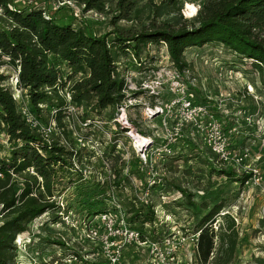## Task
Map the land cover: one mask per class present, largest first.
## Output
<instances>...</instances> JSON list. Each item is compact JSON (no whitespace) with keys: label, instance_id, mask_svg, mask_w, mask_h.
Instances as JSON below:
<instances>
[{"label":"trees","instance_id":"obj_1","mask_svg":"<svg viewBox=\"0 0 264 264\" xmlns=\"http://www.w3.org/2000/svg\"><path fill=\"white\" fill-rule=\"evenodd\" d=\"M75 1L83 11L100 13H106L110 3L112 12H116L113 22L126 19L135 21L136 26L116 27L97 35L84 26L59 22L55 16L47 18L42 7L11 8L9 4L14 0H0V66L10 65L17 70V87L27 99L29 110L47 124L54 120L55 128L60 130L45 140L24 118L10 86L4 84L8 76L0 72V125L9 134V154L0 155V264H18L15 240L29 231L35 218L48 213L53 221H64L60 220L61 213H68L71 206H63L60 197L73 186L78 202L75 208L81 217L120 214L118 222L123 219L121 225L137 231L141 241L157 243L168 230L158 220L156 190L177 189L193 217L194 224L189 229L197 233L198 262L231 264L237 256L239 230L235 216L221 213L227 205L226 198L212 206L205 200L198 202L182 180H169L161 174L149 184L146 171L138 168L142 159L127 161L112 143L105 154L109 176H88L76 163L81 164L89 153L74 146L66 119L77 129L83 124L92 125L96 116L111 120L127 98L125 75L117 66L118 56L132 54L140 59L142 47L150 43H164L171 62L180 71L188 66L187 48L221 44L238 57L253 61L264 83V0H205L193 19L184 17L180 0ZM57 57L71 68L70 74L57 65ZM71 102L84 108L77 120L68 112ZM206 150V163L213 165L211 174L225 176L239 187L253 176V171L227 168L208 146ZM180 155L183 156L169 157L175 161ZM134 175L140 177L141 187L132 183ZM54 241L68 247L63 240ZM75 253V257L82 259V253ZM256 261L264 264V256ZM85 264L109 262L99 255Z\"/></svg>","mask_w":264,"mask_h":264},{"label":"rangeland","instance_id":"obj_2","mask_svg":"<svg viewBox=\"0 0 264 264\" xmlns=\"http://www.w3.org/2000/svg\"><path fill=\"white\" fill-rule=\"evenodd\" d=\"M39 1L57 21L84 26L97 35L111 32L116 27L136 26L135 21L126 19L113 22L116 12H112L110 3H107V12L100 13L83 11V7L74 4L73 0H69L73 3L71 5L59 6V2L67 0ZM204 1L180 0L184 17L195 18ZM15 2L18 7L26 5L24 0ZM188 3L196 6L194 15L187 14ZM185 57L188 66L179 72V77L187 84L188 95L197 104L207 106V116H200V120L203 123L210 118L220 121L229 150L245 158L242 162H228L226 167H233L238 172L255 169L258 173L242 187L225 176L211 174L213 165L206 163L204 131H200L196 122L181 123V110L172 105L181 97L174 88L178 68L171 62L167 46L162 42L142 47L140 59H135L132 54L118 56L117 66L125 75L127 98L111 120L96 116L91 120V127L83 124L81 129H77L66 119L74 146L83 147L89 153L81 164L76 163V167L83 169L88 176L106 178L110 173L105 154L112 143L115 151L127 161L135 157L142 159L138 168L146 171L149 184L161 174L170 177L169 180H182L193 190L198 202L205 200L212 206L226 198L227 205L221 213L230 212L235 216L239 230L237 256L231 264H257L256 258L264 256V83L253 61L238 57L221 44L189 47L185 50ZM56 63L70 74L71 68L65 61L57 57ZM0 72L8 76L4 84L14 91L13 96L19 104L26 103L27 99L17 87V70L3 65ZM156 107L158 111H153ZM83 109L71 102L68 112L77 120V114ZM122 115L132 126V134L131 127L123 125ZM42 123L47 124L45 121ZM59 132L54 128L51 137ZM8 154V141H0V155ZM178 154H183L179 160L169 157ZM131 181L136 187H141L138 175L131 177ZM156 194L158 220L168 230L159 243L120 236L113 227L122 224L123 219L118 222L120 214L114 217L106 214L110 218L105 214L81 217L75 208L78 202L73 186L60 197L63 206H71L68 213H61L60 220L64 221H53L46 213L29 224V231L17 236V262L85 264L102 255L109 264H200L195 255L197 233L189 229L194 224L193 217L183 195L177 189L163 188L156 190ZM54 240H63L68 247L55 244ZM75 252L82 253V259L75 257Z\"/></svg>","mask_w":264,"mask_h":264},{"label":"built area","instance_id":"obj_3","mask_svg":"<svg viewBox=\"0 0 264 264\" xmlns=\"http://www.w3.org/2000/svg\"><path fill=\"white\" fill-rule=\"evenodd\" d=\"M24 1L26 2V5L24 6L30 5V6L42 7L44 9V15L47 18L51 17V14L45 8V5H43V3H41L39 0H24ZM65 3H69L68 5H71L73 3L76 4V1L73 0V3L69 0L59 2L57 6L64 5ZM9 5L11 8H13L14 6H16V2L15 4H9ZM179 72L180 70L178 69V71H176L177 77H175L174 88L181 95V97L179 99L174 100L172 102V105L178 106L181 110L180 122L181 123H189V122L198 123L199 127L201 128L200 131H204L205 133L204 141H205L206 146H208L215 154H217L219 160L225 163H228L231 161L242 162L245 159L243 155H239L238 153H235V152H233L232 154V152L229 150V147H228L229 142H228V139L225 136H223L222 125L220 121H218L216 118H210L205 123H203L200 120V116L204 114L207 116V113H208L207 106L203 104H197L194 101V99L188 95L187 84L179 77L180 76ZM21 107H22V113L26 121L29 122L32 127L37 128L42 133L45 140L47 141L50 140L51 134L54 131V128L56 125L55 121L53 120L49 124L44 125L42 121L29 110L26 103L21 104ZM153 111H158V107H156V110H153ZM121 117L124 119L123 125L127 127H131L132 130L130 134H132L133 128L129 124L128 119L126 118V116H123V115ZM8 138H9V134L7 130L4 128L3 125H0V141H8ZM141 147H143V145H141ZM143 159L144 161H146L145 160L146 158L144 156H143ZM257 173L258 171L253 169V176L256 175ZM105 216L107 218H110L111 215L108 216L105 214ZM113 227H114V230L120 236H123L126 239L128 238L129 240L136 239L138 241H141L140 235L137 231L131 230L127 228L126 226H122V225L118 227L117 226H113ZM93 233L97 234L95 232Z\"/></svg>","mask_w":264,"mask_h":264},{"label":"bare ground","instance_id":"obj_4","mask_svg":"<svg viewBox=\"0 0 264 264\" xmlns=\"http://www.w3.org/2000/svg\"><path fill=\"white\" fill-rule=\"evenodd\" d=\"M196 6H194L193 4H191V3H188L187 4V14L188 15H194L195 13H196ZM14 92V91H13ZM18 92H20V91H18ZM15 94V93H14ZM17 95V94H16ZM137 138V137H136ZM137 142H139V141H137ZM144 142V141H143ZM136 143V142H135Z\"/></svg>","mask_w":264,"mask_h":264}]
</instances>
